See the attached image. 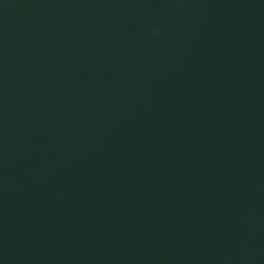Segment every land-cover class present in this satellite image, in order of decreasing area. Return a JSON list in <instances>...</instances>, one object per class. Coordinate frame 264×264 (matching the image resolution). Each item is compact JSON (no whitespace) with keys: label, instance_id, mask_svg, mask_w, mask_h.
<instances>
[{"label":"water","instance_id":"1","mask_svg":"<svg viewBox=\"0 0 264 264\" xmlns=\"http://www.w3.org/2000/svg\"><path fill=\"white\" fill-rule=\"evenodd\" d=\"M0 264H264V0H0Z\"/></svg>","mask_w":264,"mask_h":264}]
</instances>
